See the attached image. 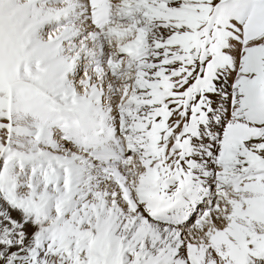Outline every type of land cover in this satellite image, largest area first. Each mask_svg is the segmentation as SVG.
Masks as SVG:
<instances>
[{
	"label": "snow or ice",
	"instance_id": "6c2138e0",
	"mask_svg": "<svg viewBox=\"0 0 264 264\" xmlns=\"http://www.w3.org/2000/svg\"><path fill=\"white\" fill-rule=\"evenodd\" d=\"M0 264H264V0H0Z\"/></svg>",
	"mask_w": 264,
	"mask_h": 264
}]
</instances>
